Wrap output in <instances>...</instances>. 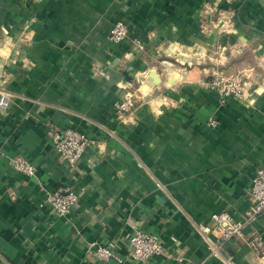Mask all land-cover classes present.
Wrapping results in <instances>:
<instances>
[{
    "label": "crops",
    "instance_id": "1",
    "mask_svg": "<svg viewBox=\"0 0 264 264\" xmlns=\"http://www.w3.org/2000/svg\"><path fill=\"white\" fill-rule=\"evenodd\" d=\"M120 19L130 34L112 42ZM218 69L245 70L258 92L222 104L207 85ZM6 93L0 264H224L205 233L221 210L243 219L264 166V0H0ZM129 93L123 116L115 104ZM67 128L96 139L75 168L53 141ZM18 156L37 173L18 171ZM67 186L79 201L62 218L48 194ZM255 228L264 236V213ZM138 229L158 234L168 255L135 260ZM93 242L118 258L92 257ZM227 249L234 264H264L245 242Z\"/></svg>",
    "mask_w": 264,
    "mask_h": 264
},
{
    "label": "built area",
    "instance_id": "2",
    "mask_svg": "<svg viewBox=\"0 0 264 264\" xmlns=\"http://www.w3.org/2000/svg\"><path fill=\"white\" fill-rule=\"evenodd\" d=\"M245 2L247 0H240ZM217 8L209 5L205 12L207 14L215 13ZM235 13L234 9L231 10ZM225 13H220V22H223ZM219 22V23H220ZM223 24V23H222ZM221 24V25H222ZM130 34V27L124 20H117L110 31L109 40L112 42H122ZM139 42V41H138ZM210 90L219 95L222 104H226L230 98L252 100L251 96L254 91L259 90L257 82L247 76L242 71L228 73L218 69L214 71L211 80L207 83ZM258 85V86H257ZM10 97L8 93L1 94L0 106L5 107L9 104ZM135 106V94L129 93L126 97L115 104L116 109L121 115L126 116L131 113ZM208 124L212 127L219 125V120L215 117L210 118ZM53 141L60 156L72 167L75 168L78 160L84 150L96 139L89 137L87 134L67 128L64 134H53ZM13 166L20 172L27 175H35L38 171L37 165L24 156H18L13 160ZM251 203L245 211L243 219L237 220L234 215L227 209L213 214V227L207 229L205 241L210 249V255L222 259L224 264H234L233 256L228 253V243L232 240H239L247 243L258 256L264 255V236L255 228V223L264 213V166L258 167L252 178L250 189ZM48 200L56 210L58 216L68 217L74 210L79 201L78 192L72 187H62L53 190L48 194ZM251 228L246 233V228ZM133 246L132 256L137 261H147L154 256L168 255L166 247L161 237L152 232L138 229L131 236ZM89 254L101 261H106L111 257H117L116 252L111 248L92 243ZM189 264H204V262L191 261Z\"/></svg>",
    "mask_w": 264,
    "mask_h": 264
},
{
    "label": "water",
    "instance_id": "3",
    "mask_svg": "<svg viewBox=\"0 0 264 264\" xmlns=\"http://www.w3.org/2000/svg\"><path fill=\"white\" fill-rule=\"evenodd\" d=\"M149 77L153 80L152 82L153 85H157L161 83L162 81V78L160 77V75H158L155 71H151L149 74Z\"/></svg>",
    "mask_w": 264,
    "mask_h": 264
},
{
    "label": "rangeland",
    "instance_id": "4",
    "mask_svg": "<svg viewBox=\"0 0 264 264\" xmlns=\"http://www.w3.org/2000/svg\"><path fill=\"white\" fill-rule=\"evenodd\" d=\"M187 56V55H186ZM187 63H189L188 61H186ZM242 72H244L245 74H247V76H248V73H246V71L245 70H241ZM227 72V71H226ZM237 72H239V71H236V73ZM228 73H235V72H228ZM213 75V74H212ZM258 83V82H257ZM258 85H260V83H258Z\"/></svg>",
    "mask_w": 264,
    "mask_h": 264
},
{
    "label": "bare ground",
    "instance_id": "5",
    "mask_svg": "<svg viewBox=\"0 0 264 264\" xmlns=\"http://www.w3.org/2000/svg\"><path fill=\"white\" fill-rule=\"evenodd\" d=\"M189 73H191V72H189ZM191 75H192V73H191ZM188 77V76H187Z\"/></svg>",
    "mask_w": 264,
    "mask_h": 264
}]
</instances>
